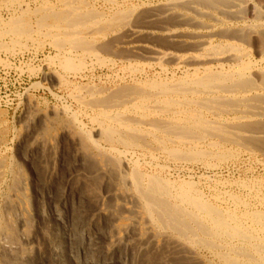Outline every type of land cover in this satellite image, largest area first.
<instances>
[{
  "label": "bare ground",
  "instance_id": "bare-ground-1",
  "mask_svg": "<svg viewBox=\"0 0 264 264\" xmlns=\"http://www.w3.org/2000/svg\"><path fill=\"white\" fill-rule=\"evenodd\" d=\"M45 1L44 3H46ZM63 1L67 6L73 4V0ZM255 1L168 0L166 2L165 11L163 12L175 11L176 13H173L174 18L182 24H187V22L200 24L199 18L208 16L218 23L230 21L237 23L239 26L219 30L215 34H210V36H208V33L206 35L208 40H198L200 37L194 36L196 47L203 52L199 56L179 57L162 53L153 55L156 61L169 56L174 58L175 61L182 60L183 63L192 64L194 67L191 73L185 71L176 78L173 75L171 77L154 76L153 78L146 76L143 79H133L131 86L122 88L120 86L117 89H111L107 92L108 94L102 95L103 90L100 91L96 88L100 91L98 97L92 94L89 95L91 96L89 100L78 99L84 107L98 108V113L93 114L92 118V121L96 124L94 131L92 129L94 132L92 134L97 139H93L92 134L87 133L88 131L77 138L85 148L84 152L87 153L85 155L91 164L89 165L90 171L87 174L93 185L99 182L98 190L95 189L100 194H93V189L90 188L92 183L88 184L84 191L89 226L86 227V230L84 229V223H81V227L79 226L80 228L77 229L78 231L69 232L66 226V215L68 214H65V211L69 212L70 201L69 195L65 194L63 197L61 196L62 198L58 200V203L56 201L57 204L50 202L48 205V216L53 222L51 228L54 231L53 233L60 236V238L57 236L60 241L56 238L59 244L52 237L49 238V234L48 236L45 233L43 234L40 229L43 238H46L45 248L37 250V252L30 250V252L27 251V255L20 256L24 253L21 244L24 247L31 244L33 240L30 238L31 236L20 235L18 228L17 231L20 236L17 242L13 241L14 238L10 240L7 238L9 233L6 236L0 235L1 250L12 258V262L22 264L21 261L24 262L26 259L31 264H43L46 258L48 260L51 258L54 264H73L75 261L78 262L77 264H81L79 259L83 252L82 248L76 254H71L65 246L68 243L64 244V242L70 239L71 233L80 234V245L82 246L91 243L93 238L95 240L90 221H93L96 217L103 218L109 215L108 210L105 208V204L108 203L112 210L111 214H114V217L117 215L121 217H116L115 220L113 217V222L109 228L112 232L107 237V242L104 240L107 235L103 240L106 242V253L110 254V256L107 255V258L113 257L115 255V253L112 254L113 251L119 249L120 243L123 242L125 252H120L123 247H120L121 250L119 249V252L122 253L121 264H130V261L131 263L136 261L140 264H172L174 260L182 264H200V261L195 260L196 250L199 251V249L207 251L212 256L211 264H264V196L260 194L261 190L259 188L252 187L253 183L251 186L249 185V195H252L255 200L254 204L247 203L234 193L222 191H218V195L212 196L214 200L211 203L208 197L199 189H196V186L191 185L190 182L181 181L183 184H175L158 176L144 174L139 167L136 155V160L133 161H129L125 157L129 150L142 151L152 148L164 152L167 158L176 161H206L209 163V160L214 157L222 163L228 157H231L232 153L222 148L218 142L207 144L208 150L206 151L203 149L204 146L199 145L201 141H204L203 139L214 137L217 140L220 139L223 143L238 146L237 149L239 147H251L256 150L264 146V4ZM3 2L5 3H2L3 6H9L10 9L14 5L17 6L8 14L6 19L0 16V39L8 36V41H10H7V43L0 42V50L12 53L16 50L22 52L27 48L24 41H36L37 39L34 38L36 35L33 37L32 34L38 33L37 35H39L40 30L46 28L45 35L43 32L41 33L42 36L49 38L50 41L47 44L54 52L53 56H48V61L51 65L57 63L62 72L67 74L79 73L86 65V57L90 59L88 56H92L98 62L103 63L104 59L99 57L98 52H106L111 49L116 38L109 39L108 36L117 34L116 29H124L130 14L127 9L115 8V11L103 17V15H100L101 13L104 14L103 12L100 13L94 10L99 15L95 14L96 12L91 11L92 8L87 11L84 10L83 13L78 12V10L67 12L66 8L65 10L61 9L66 12H58L53 8H45V4H43L45 9H38V7L37 9H34V7L30 9L29 7L26 8L27 5L23 9L21 0H3ZM82 2L80 1L78 4ZM257 2L258 4H256ZM84 5L83 2V7ZM85 6L87 7V3ZM75 7L78 8V6ZM130 8L133 10L132 7ZM178 10L182 13H178ZM247 15L251 16L252 24L245 22ZM30 16L35 19L33 24H31ZM134 17L137 18V16ZM130 20L134 19L131 18ZM125 30L128 29L125 28ZM174 36L176 39L179 38L177 35ZM211 36L222 40H231V42L224 43L225 45L219 43L213 45L209 38ZM251 38H256L260 43L258 46V61L251 58L245 50L246 48L243 49L242 46L240 47L232 42V40H237L246 43ZM22 39L25 40L21 41ZM168 39L170 41L171 38ZM36 44H38L37 41ZM93 63L96 64V62ZM97 64V66L101 65ZM209 64H215L216 66H207ZM58 66L56 67L58 68ZM131 71L142 72L143 70L133 68ZM60 80L58 82H61ZM95 93L97 94V92ZM72 97L74 98V96ZM224 116L226 117L224 118ZM92 121L89 122L92 123ZM1 139L0 145L2 143ZM99 142L104 143L107 148ZM150 144L153 146L151 147ZM169 144H172V146ZM91 151L93 153L89 154ZM134 153L136 154V152ZM8 170L10 172L9 168ZM78 177H80L79 174ZM23 178L25 177L23 176ZM239 183L241 186L248 188L244 181ZM20 184H17V186ZM14 185L16 186V184ZM15 186L14 189H16ZM10 187L12 188V186ZM22 192L25 191L22 190ZM91 192H93L92 197L88 196ZM19 194L21 195V193ZM8 195L10 194L8 193ZM23 196L17 199H15L16 197L11 198V200L8 199L4 204L5 213L16 212L15 221L20 228L23 224L27 226L29 216V211L26 208L29 200ZM10 216L12 217V215ZM1 218L3 217L1 216ZM6 218L3 220L7 221ZM116 220L123 224L116 227L118 223ZM115 223L116 225H114ZM103 230L106 229L103 228ZM17 231H13V233L17 234ZM1 232L4 233V231ZM128 234H130V237H128ZM131 240L133 245H130L129 248L127 241ZM127 247L132 252L128 253L126 251L128 250ZM204 255L206 256V254ZM101 256L104 257V255ZM200 259L202 258L200 257ZM200 259L198 258V260ZM91 260L89 264H107L98 260ZM9 262L11 261L9 260ZM175 262L173 263L175 264ZM0 264H6V262L3 261Z\"/></svg>",
  "mask_w": 264,
  "mask_h": 264
},
{
  "label": "rangeland",
  "instance_id": "rangeland-1",
  "mask_svg": "<svg viewBox=\"0 0 264 264\" xmlns=\"http://www.w3.org/2000/svg\"><path fill=\"white\" fill-rule=\"evenodd\" d=\"M44 1L45 0H21V7L25 9L27 5L26 8L29 7L30 9H33V7L34 9H37V7L38 9L53 8L58 12L78 10V12L82 13L84 12V10L87 11L88 9L90 10L92 8L93 10L91 9V11L96 10L100 13L103 12L104 14H100L103 15V17L108 16L113 11L119 8L127 9L128 12L132 14H129V20H127L128 23L125 24L124 29H116L115 32L117 34H111L110 36H108L109 39H117H114L111 49L106 52H98L99 57L104 59V62L100 63L94 57L88 56L90 59H87L86 57L85 67L77 74L64 73L59 68L57 63L51 65L50 61H48V56H53L54 52L49 44H47L50 41L49 38L47 37V39L46 37H44V31H47L46 28H43L44 30H40V36L37 35L38 33L32 34L33 37L36 35L34 38L37 39L36 41L38 44H36L35 40L34 42L29 40L27 41L25 39L24 41L22 39L21 41H24L27 44V48H25L22 52L16 50L14 51L15 53H12L0 50V138H2V143L0 145V159L2 158V162H0V164L3 163L0 166V235L6 236V234L9 233L8 235L11 238L8 235L7 238L9 240L14 238V242H17V239L20 235H25L28 237L31 236L30 238L33 239V242L31 241V244L25 245L27 247H24L21 244V248H23L24 253L20 254V256L27 255V251L30 252V250L37 252V250H43L45 248L46 238H43L42 231L46 236H48L49 234L50 236L48 237H52V239L57 243L60 241V236L57 235V233H53L54 231H52L53 229L51 228V226L53 222L51 221L50 216H48V205L50 204V202L56 203L57 201L58 203V200H60L65 194L69 195L70 201V204L68 206L69 212H67V210L65 211V214H68L66 215L68 218H66V226L68 227L69 232L72 231L74 233L75 230L78 231L77 229L81 227V223H84L85 228H83L86 230L89 226V217L87 215V208L85 206L84 191L86 187H88V184L90 185L92 183L90 177L87 174V172L90 171L89 165L91 164L88 157L85 155V148L81 145L79 139L77 138H80V135L82 136V134L86 133L87 131V133L92 134V132L96 128V124L92 121V118L93 114L98 113V108H91L88 106L84 107L81 105L79 100H89V98L91 97L89 95L92 94L98 97V92H100L101 90H103L104 93L103 94L101 92L102 95H105L108 94L107 92L111 89H117L120 86V88L131 86L133 84V79H143L146 76H148L149 78H153L154 76L171 77L172 75L176 78L181 76L185 71L191 73V70L194 67V65L192 64L190 65L189 63H183L182 60L175 61L174 58H171L169 56H166V58H163L162 60L158 59L159 61L157 60V64L156 58L153 55L156 53H162L179 57H187L189 55L199 56V54H203V52L200 51L198 47H196V39L194 38V36L200 37L198 38V40L207 39L210 34H215L219 32V30L236 28L239 26L237 23H233L230 21H227L225 23H218L208 16L200 17V24H195V22H187V24H182L180 21H177L174 18L173 13H176L175 11H170V13L169 11L163 12L165 11V4L168 0H73V4H70V6L64 4L63 0H46L45 2L47 4L44 3ZM80 1H83L85 5L87 3V7L85 5L83 7V2L81 4H78ZM256 1L264 4V0ZM258 2L256 4H258ZM2 3H4L3 0H0V16L6 19L8 17V14L11 13L17 5L12 6L11 10L9 6H3ZM43 4H45V8H43ZM75 6H78V8L76 9ZM130 7H132L133 10L135 9L136 11L134 10L133 12ZM2 8L8 9L3 10ZM65 8L66 11H62L63 9L65 10ZM7 11L8 13H6ZM96 11H94V13ZM98 12H96L95 14H98ZM177 12L182 13V11L180 10H178ZM134 16H137V18ZM155 16L156 18L154 19ZM246 17L247 19L245 20V22L247 24H252L251 16L247 15ZM131 18L134 20H130ZM30 19L31 24H33V21H35L34 17L30 16ZM125 28H127L128 30L126 31ZM41 32H43V36ZM167 33L169 36L167 35ZM207 34L208 36H206ZM174 35H177L179 38L176 39ZM168 38H171L170 41ZM209 38L212 41L213 45H216L218 43L221 45H225L224 43L231 42V40L225 39L227 41L226 42L225 40L219 39L215 36H211ZM8 40L9 37L5 36L0 39V42L7 43ZM232 42L236 45L238 44L240 47L242 46L243 49L246 48L245 50L250 54L252 59L257 61L259 60L258 46L260 45V43L256 38H251V40L246 41V43L240 41L241 44L237 40H232ZM78 53L80 52L78 51ZM93 62H96V64H94ZM97 63L101 65L97 66ZM210 65H213V67L216 66L215 64H209L207 66ZM56 66H58V68ZM133 68H138L140 70L142 69L143 73L141 71H131ZM58 80H60L61 82H58ZM81 86L83 87L81 88ZM96 88L100 89V91ZM95 92H97V94ZM72 96H74V98ZM225 117L226 116H224V118ZM89 121H92V123ZM62 126H64L65 128H63ZM93 135L94 134H92V137L94 139L95 136ZM96 139L97 138H95V140ZM203 140L204 141H201L199 145L201 147L204 146V150H208L207 144L218 142L219 145L222 146V148L229 150L232 153V156L228 157L222 163L220 161L218 162V160L214 157L212 159H210L211 157L207 158L208 160L210 159L209 163L206 161H176L174 159L167 158L166 154L162 151L160 152V150H153L152 148H149L150 150H148L147 148L142 151L129 150L125 157L127 160L129 159V161H133L134 159L136 160L137 157L139 167L144 172V174L158 176L163 180H167L175 184H183V182L185 181H187L185 183L190 182L191 185L196 186V189H199L204 195H206L211 203L214 200L212 196H215V194L218 195V193L222 191L227 193H234L247 203L254 204L255 200L253 199L252 195H249V185L251 186L252 183V187L259 188L261 190L260 194H263L264 196V146L256 150L251 147H239V149H237L238 146L235 147L236 145L234 144L223 143L222 141H220V139L217 140V138L214 137H208ZM101 145H104L103 147L107 148L104 143ZM169 145L172 146V144ZM150 146L152 147L153 145L150 144ZM134 152H136V154ZM92 153L93 151H91V153L89 154ZM145 162L147 163L145 164ZM9 166L12 168H10ZM8 168L10 169L11 173L9 172ZM1 170H3L4 172ZM13 171L15 174L13 173ZM3 173L6 174L4 175ZM77 173L80 175V177H78ZM23 176L26 179L23 178ZM84 176L87 178L84 179ZM21 177L23 179H19ZM16 180H19L17 181L18 183L16 182ZM13 181L16 186L13 184ZM243 181L244 183H246V186L248 188L240 185L239 182ZM82 183L84 184V186ZM17 184H20L21 186H17ZM10 186H12L13 190ZM14 186L16 189H14ZM90 188L93 189L94 193L91 192L88 196L92 197L93 194H100V192L96 191V189L98 190L99 188V182L94 185L92 183ZM22 190L25 192H22ZM17 191L21 193V195ZM101 191L103 190L101 189ZM8 193L11 196L8 195ZM47 194H49V196H47ZM22 195H24L23 197L29 200L26 208L28 209L29 216L31 217L29 218L28 216L27 226L23 224V228H20V226H18L15 221L16 212L14 211V213L8 214L7 212L5 213L6 208L4 204H6V200H11V198L15 197V199H17ZM109 205L110 204L107 203L105 204L106 207L104 206L108 210L109 215L103 218L96 217L97 219L94 218L93 221H90V227L95 235V240L93 238V240H91V243L82 246L80 245V234L71 233L70 239L68 241L65 240V242L63 241L64 244L68 243L65 246L68 248L71 254H76L79 249L82 248L83 252L81 253L79 259V262H81V264H89L90 259L105 262L107 264L111 262L113 264H121L122 262V253L120 252H125L123 242L120 243L118 247L119 249L120 247H123L122 250L120 249L121 251L117 249L115 250L116 252H111L112 254L115 253V255L109 258H114V261L107 258L108 256H110V254L106 253V242L107 237L112 232V230L109 228L111 223L113 222V217L115 216L114 214H111L112 210ZM5 214L9 217H4L6 216ZM10 215H12V217ZM1 216L3 218H1ZM119 216L117 215L116 217ZM116 217H114V220L116 219ZM5 218L6 220L8 219L7 221H9V223L3 220ZM116 221L118 222V220ZM116 223L114 225H116ZM118 223L116 227L123 224L121 222L119 224ZM9 225H12L13 227ZM2 227L4 228V230ZM103 228L106 230H103ZM40 229L42 230L41 232ZM17 230L20 232V235ZM1 231H4V233ZM13 231H17L18 233H13ZM128 237H130V234H128ZM127 245L130 248V245H133L132 240L127 241ZM128 247L126 248L128 249L126 251L128 253L132 252ZM1 249L2 248L0 246V263H3L4 261V263L6 262V264H13L14 262H12V258L2 252ZM196 254L198 257L196 256L195 260H197L198 262L200 261V264L212 263V256L207 251L199 249V251L196 250ZM204 254H206V256ZM101 255H104V257ZM105 257L107 260L105 259ZM200 257L202 259H200ZM198 258L200 260H198ZM50 259L48 260V258H46L43 264H54L52 262V259ZM9 260L11 262H9ZM169 260L171 259L169 258ZM175 261L176 260H174L173 262ZM21 262L22 264H31L26 259L24 260V262L23 260ZM173 262L172 264H174ZM176 262L175 264H182L181 262ZM77 263L78 262L76 261L73 262V264ZM130 264L140 263L136 261H132L131 263L130 261Z\"/></svg>",
  "mask_w": 264,
  "mask_h": 264
}]
</instances>
